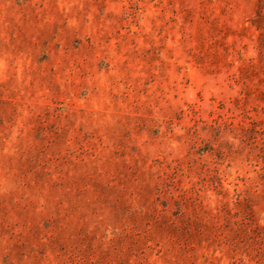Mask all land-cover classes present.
<instances>
[{"label": "rangeland", "instance_id": "obj_1", "mask_svg": "<svg viewBox=\"0 0 264 264\" xmlns=\"http://www.w3.org/2000/svg\"><path fill=\"white\" fill-rule=\"evenodd\" d=\"M0 264H264V0H0Z\"/></svg>", "mask_w": 264, "mask_h": 264}]
</instances>
